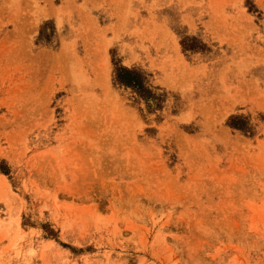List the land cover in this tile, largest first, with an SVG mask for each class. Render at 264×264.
Here are the masks:
<instances>
[{"label": "rangeland", "instance_id": "obj_1", "mask_svg": "<svg viewBox=\"0 0 264 264\" xmlns=\"http://www.w3.org/2000/svg\"><path fill=\"white\" fill-rule=\"evenodd\" d=\"M0 264H264V0H0Z\"/></svg>", "mask_w": 264, "mask_h": 264}, {"label": "trees", "instance_id": "obj_2", "mask_svg": "<svg viewBox=\"0 0 264 264\" xmlns=\"http://www.w3.org/2000/svg\"><path fill=\"white\" fill-rule=\"evenodd\" d=\"M123 78H124V77H123ZM122 80H123V79H122ZM122 80H121V82L123 83V85L127 84V82H130L129 80H128V81H125V80L122 81ZM131 83L133 84L134 82H130L129 84H131Z\"/></svg>", "mask_w": 264, "mask_h": 264}]
</instances>
